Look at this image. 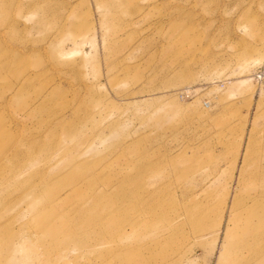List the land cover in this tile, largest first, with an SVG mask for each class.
<instances>
[{"label":"rangeland","instance_id":"1","mask_svg":"<svg viewBox=\"0 0 264 264\" xmlns=\"http://www.w3.org/2000/svg\"><path fill=\"white\" fill-rule=\"evenodd\" d=\"M0 264H264V0H0Z\"/></svg>","mask_w":264,"mask_h":264},{"label":"bare ground","instance_id":"2","mask_svg":"<svg viewBox=\"0 0 264 264\" xmlns=\"http://www.w3.org/2000/svg\"><path fill=\"white\" fill-rule=\"evenodd\" d=\"M39 222H40V224L41 225H44V221L41 219V220H39ZM85 229L84 228H82V230L81 231H84ZM79 234V233H78ZM69 240H68V244H67V246L66 247H64V248H60V249H54L53 251H56L57 252V255H56V257H58L59 259H62V258H64V256H65V258H64V260L66 259V257L67 256H69L70 258H71V255L75 252V251H79V250H81L82 251V249H89V245L87 244V239H88V236H76V235H70L69 237H67ZM98 240L101 242V244H103V242L105 243V238L103 237L102 238V236L100 237V238H98ZM96 241V240H95ZM20 242V241H19ZM89 243V242H88ZM94 243H97V242H94ZM95 244H93V246H94ZM97 245V244H96ZM95 245V246H96ZM105 244H103V246H104ZM106 246V245H105ZM104 246V247H105ZM240 247V246H239ZM238 247V248H239ZM101 248H103V247H101ZM92 249V248H91ZM94 249H98V248H94ZM77 251V253L78 254H80L79 252ZM86 252V251H85ZM24 253H25V251H24ZM76 255V254H75ZM74 255V256H75ZM76 258V257H75ZM74 259V258H73ZM58 260V259H57ZM63 260V261H64Z\"/></svg>","mask_w":264,"mask_h":264}]
</instances>
